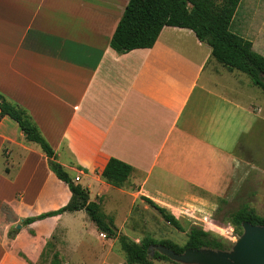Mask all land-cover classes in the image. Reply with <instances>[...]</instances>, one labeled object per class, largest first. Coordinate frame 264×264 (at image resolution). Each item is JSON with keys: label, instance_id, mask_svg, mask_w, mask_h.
<instances>
[{"label": "crops", "instance_id": "obj_1", "mask_svg": "<svg viewBox=\"0 0 264 264\" xmlns=\"http://www.w3.org/2000/svg\"><path fill=\"white\" fill-rule=\"evenodd\" d=\"M127 2L0 0V92L26 109L113 223L144 197L166 209L193 198V188L223 197L241 160L236 148L264 130V92L217 62L191 29L164 26L151 47L116 52L109 41ZM255 18L264 19L260 0H240L230 30L264 55V20ZM110 157L133 167L121 187L100 176ZM70 197L39 145L0 117V264H29L22 253L38 264L57 230L64 250L81 240L84 210L23 223Z\"/></svg>", "mask_w": 264, "mask_h": 264}, {"label": "trees", "instance_id": "obj_2", "mask_svg": "<svg viewBox=\"0 0 264 264\" xmlns=\"http://www.w3.org/2000/svg\"><path fill=\"white\" fill-rule=\"evenodd\" d=\"M239 2L240 0H128L109 45L118 53H125L135 48H149L155 43L164 26L189 28L200 41L210 46L211 56L217 62L228 70H237L247 74L252 84L264 92V55L252 48V42L249 39L230 30V23ZM5 115L18 123L27 140L39 145L47 157L51 171L68 186L71 192V197L65 205L24 218V224L63 212L84 210L104 237L117 240L125 254L127 264H153L154 260H169L166 255L158 251L150 254L148 248L152 244L164 245L176 253H182L187 248L227 250L230 247L221 237L197 225L189 226L186 241L182 245L169 239L156 240L148 236L138 242L130 239L118 231L113 219L102 212L98 202L89 199L88 190L74 183L64 167L56 160L54 150L42 136L26 109L8 101L0 92V117ZM132 170L133 167L128 163L110 157L101 170L100 176L110 185L121 187ZM215 198L217 203L226 201L223 197ZM144 199L171 226L181 231L184 230L177 216L151 199L146 197ZM228 219L238 236L243 232L242 223L244 221L253 225H264V216L258 214L246 203L229 212ZM51 245V241H48L46 249ZM44 254L45 250L41 254V259ZM20 255L32 264L25 255ZM59 263V253L54 251L50 264Z\"/></svg>", "mask_w": 264, "mask_h": 264}, {"label": "rangeland", "instance_id": "obj_3", "mask_svg": "<svg viewBox=\"0 0 264 264\" xmlns=\"http://www.w3.org/2000/svg\"><path fill=\"white\" fill-rule=\"evenodd\" d=\"M260 5L264 6V0H260ZM240 11L244 13L243 9ZM255 20L257 24H260V21L264 19L255 18ZM261 35H263L262 40H264V23ZM238 73L241 74L240 77L243 80L250 79L247 74L243 72ZM250 87L255 93H262L259 87L253 85ZM236 152L241 160L238 168H236L232 183L227 193L223 196L226 201L217 203L215 196L193 188L194 197L191 200H195V204L199 207H196L197 209H195L194 215L189 216L187 212L183 214L184 216H179V221L184 227L183 231L171 226L148 202H142L140 200L133 203L131 208L126 211L125 219L122 220L119 216L116 217L114 221L116 228L120 233L127 235L130 239L137 242L143 237L148 236L156 240L169 239L182 245L186 241L189 226L195 222L201 223V220L197 217L207 214L216 226H214L215 228L211 232L221 237L230 246L227 250L231 249L238 235L229 222V212L235 210L241 204L246 203L258 214L264 216V130L254 129V131L241 141L236 148ZM123 201H127V199L123 198ZM101 210L107 216L110 209L108 207H101ZM167 210L173 213V210ZM117 212L121 213L120 210ZM82 213L86 216L83 220L86 226L83 230V238L81 240L80 238L73 239V243L68 250H64L59 242L62 233L57 230L51 242L52 245L46 249L45 244V254L38 264H50L54 250L59 253V264H100V261L97 260L98 258L103 259L102 264H127L125 254L121 250L117 240L99 236V231L94 223L91 222L84 211ZM80 222L82 221L75 220L72 227L74 229L80 228ZM198 225L200 226L201 224ZM76 235L77 233H74L72 236L76 237ZM61 251L64 255H62ZM153 264L185 263L169 259L154 260Z\"/></svg>", "mask_w": 264, "mask_h": 264}, {"label": "water", "instance_id": "obj_4", "mask_svg": "<svg viewBox=\"0 0 264 264\" xmlns=\"http://www.w3.org/2000/svg\"><path fill=\"white\" fill-rule=\"evenodd\" d=\"M242 229V234L229 250L187 248L182 253H176L161 244H152L148 249L150 254L158 251L171 260L185 264H264V225L244 221Z\"/></svg>", "mask_w": 264, "mask_h": 264}, {"label": "built area", "instance_id": "obj_5", "mask_svg": "<svg viewBox=\"0 0 264 264\" xmlns=\"http://www.w3.org/2000/svg\"><path fill=\"white\" fill-rule=\"evenodd\" d=\"M79 177L75 176V181H78ZM195 200H186L181 203H178L176 205H171L170 209L173 210L172 212L179 218V216H184V213H187L189 216L194 215V212L197 209L196 207H199L198 205L195 204ZM175 210V211H174ZM203 214V213H202ZM199 220H201V223H194L193 225L201 224L200 227L207 229L209 231H213V229L216 227L215 224L212 222V219L210 218L209 215L203 214L200 217H197ZM215 226V227H214ZM101 236L104 237V235L101 233Z\"/></svg>", "mask_w": 264, "mask_h": 264}]
</instances>
